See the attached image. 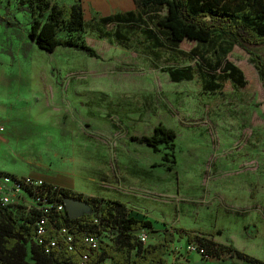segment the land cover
Listing matches in <instances>:
<instances>
[{
    "label": "rangeland",
    "instance_id": "obj_1",
    "mask_svg": "<svg viewBox=\"0 0 264 264\" xmlns=\"http://www.w3.org/2000/svg\"><path fill=\"white\" fill-rule=\"evenodd\" d=\"M79 1L83 37L98 59L72 48L39 49L29 37L30 14L18 10L17 0H0V15L16 23H0V170L59 175L76 195L110 199L111 184L132 161L138 166L133 175L151 184L144 195L161 209H189L198 185L210 186L221 172L223 181L241 185L240 198L246 192L263 222L264 86L250 53L264 59V45L241 48L218 35L203 44L173 45L157 23L162 6ZM128 12L127 20H116ZM107 17L112 20L103 21ZM227 63L243 73V86L227 77ZM173 70L191 76L176 82ZM157 125L174 129L175 140L157 150L132 140L153 135ZM200 194L207 207L200 210L208 215L220 200L212 192ZM237 224L222 237L264 259V233L255 239Z\"/></svg>",
    "mask_w": 264,
    "mask_h": 264
},
{
    "label": "trees",
    "instance_id": "obj_2",
    "mask_svg": "<svg viewBox=\"0 0 264 264\" xmlns=\"http://www.w3.org/2000/svg\"><path fill=\"white\" fill-rule=\"evenodd\" d=\"M18 10H26L31 16L29 36L41 50L52 53L57 47L81 50L89 57L99 58L95 48L85 42L84 16L79 0L67 5L52 4V0H17ZM137 7L162 6L165 14L157 23L167 32L173 45L189 40L203 44L211 42L215 35L224 38L230 45H264V0H132ZM116 16L117 21L127 20ZM112 20L111 17L103 21ZM6 27L16 23L0 15ZM64 32L65 35L60 34ZM259 79L264 86V59L250 53ZM223 59V56L220 55ZM228 78L243 86V73L231 63L225 65ZM173 81L190 78L183 71H170ZM176 138L174 129L157 125L151 136H134L132 140L157 150V145L171 143ZM173 161V160H172ZM175 161H173L174 163ZM170 168V167H169ZM171 169V168H170ZM63 199L76 198L84 201L90 210L79 217L70 218L66 211L49 216L42 243L34 240L37 209L29 213L23 208L15 210L0 208V264H170L166 260L175 241L183 238L187 243H196L209 256L221 259L224 255L248 264H264V260L250 256L234 248L232 244H220L213 236L219 229L187 230L180 227L166 228L161 242L142 243L139 233L152 231V222L132 213L120 200L104 197L76 195L72 190L61 188ZM253 197V194L251 193ZM68 229L72 235L71 249L57 237L58 246L45 247L58 231ZM98 237L97 248L84 243V237ZM29 256V258H28ZM83 256H86L83 259Z\"/></svg>",
    "mask_w": 264,
    "mask_h": 264
},
{
    "label": "crops",
    "instance_id": "obj_3",
    "mask_svg": "<svg viewBox=\"0 0 264 264\" xmlns=\"http://www.w3.org/2000/svg\"><path fill=\"white\" fill-rule=\"evenodd\" d=\"M111 9V8H110ZM107 11V10H106ZM4 16V15H3ZM1 23V22H0ZM5 26V25H4ZM6 27V26H5ZM10 28V27H7ZM30 37V36H29ZM31 40V39H30ZM1 126H3L0 123ZM4 128V127H3ZM5 132V130H4ZM3 132V133H4ZM3 133L0 134V143L3 141ZM125 162V160H124ZM129 163L128 168L125 170L122 169L117 174V180L110 186V199L120 200L124 202L127 207L132 211V213L139 215L140 218L149 219L152 222V231L148 233V242H161L163 239V234L166 228L170 227H180L185 228L187 230L191 229H203L206 231L219 229L220 233H217L213 236V239L220 244H232L231 242H227L225 238H223V234L225 231H229L231 227L237 226V221H239V225L245 231V229H249L250 233H253V238H258L262 236L264 233V221L262 222L261 210L258 207L257 209L254 207L252 203H248L247 194L243 192V194L239 195V188L241 185H238L234 182L223 181L220 173H215L212 177V183L210 186L204 187L202 184L198 185L196 193H193V197H191V201L194 202L193 205L187 208H183L180 206H173L172 208L167 207V209H161L156 203H151L150 200L144 195V191L146 186H150L151 184L147 182V179H139L133 175V170L138 168L131 161L125 162ZM0 172L13 174L11 172H6L0 170ZM193 173H196V170L187 173L186 175L191 178ZM29 175L32 177H39L44 179L46 182L57 184L61 186V188L67 186V180H61L58 176H35L27 174H22L19 176ZM221 175V176H219ZM16 176V175H13ZM141 181V183L136 184V181ZM188 179V178H187ZM186 179V180H187ZM143 183V184H142ZM147 183V184H145ZM188 182H185V184ZM189 184V183H188ZM247 186V185H246ZM244 187V186H243ZM208 188H210L208 190ZM246 189H244L245 191ZM105 191L101 190V193ZM200 192H212L216 197L220 200V204L209 207V214L205 215L200 208L204 209L206 205H202L203 201H206L204 197H201ZM249 196L252 191H249ZM100 197H104L100 195ZM252 197V198H253ZM228 203H233L236 206H239L240 210H230L227 205ZM207 207H205L206 209ZM171 215V216H170ZM172 217V218H171ZM238 218L242 219L239 220ZM186 239L183 238L179 241H175L171 245V252L166 255V260L170 263L173 262L175 257H178L179 254L183 252L186 245ZM178 243H183V246H176ZM234 248L238 249L234 246ZM240 250V249H238ZM243 251V250H241ZM250 254V253H249ZM250 256L254 257V255ZM256 258V257H255ZM259 259V258H257ZM264 260V259H260ZM197 264H248L241 260H237L234 257L231 258L228 255H224L221 257L220 261L218 260H208L201 261Z\"/></svg>",
    "mask_w": 264,
    "mask_h": 264
},
{
    "label": "built area",
    "instance_id": "obj_4",
    "mask_svg": "<svg viewBox=\"0 0 264 264\" xmlns=\"http://www.w3.org/2000/svg\"><path fill=\"white\" fill-rule=\"evenodd\" d=\"M4 132L3 126L0 125V134ZM60 187L57 184L46 182L39 177H32L29 175L13 176L0 172V208H7L15 210L18 207L23 208L25 212H30L32 209H37L40 214L36 220V227L34 240L38 243H42L41 236L45 234L47 228L46 225L49 221V216L55 213H62L65 210L63 198L60 194ZM59 237L68 249L73 247L72 235L69 234L68 229H62L58 231L57 236L50 239L45 252L49 251L50 247L58 246ZM139 240L146 244L148 242V236L145 231L139 233ZM84 243L91 248H97L99 244L98 237L85 236ZM196 243H187L185 249L178 257H175L170 264H197V261L193 259V255L200 256L202 261L218 260L220 259L209 256ZM86 256H83L85 259Z\"/></svg>",
    "mask_w": 264,
    "mask_h": 264
},
{
    "label": "water",
    "instance_id": "obj_5",
    "mask_svg": "<svg viewBox=\"0 0 264 264\" xmlns=\"http://www.w3.org/2000/svg\"><path fill=\"white\" fill-rule=\"evenodd\" d=\"M65 210L70 218L79 217L85 213H88L90 208L85 204L84 201L76 200V198H65L63 199ZM193 259L200 263L202 259L197 254L193 255Z\"/></svg>",
    "mask_w": 264,
    "mask_h": 264
}]
</instances>
